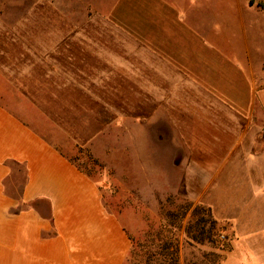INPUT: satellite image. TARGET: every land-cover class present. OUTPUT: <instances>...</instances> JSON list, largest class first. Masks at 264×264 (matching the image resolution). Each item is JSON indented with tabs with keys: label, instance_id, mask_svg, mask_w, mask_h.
<instances>
[{
	"label": "crops",
	"instance_id": "0c3cea01",
	"mask_svg": "<svg viewBox=\"0 0 264 264\" xmlns=\"http://www.w3.org/2000/svg\"><path fill=\"white\" fill-rule=\"evenodd\" d=\"M102 1L88 25L32 11L29 65L69 84L73 113L103 116L93 125H170L176 136L157 140L174 148L185 193L231 221L264 264V0ZM5 79L0 264H125L131 239L99 186L7 106ZM15 164L27 169L18 196L7 191Z\"/></svg>",
	"mask_w": 264,
	"mask_h": 264
},
{
	"label": "rangeland",
	"instance_id": "374dc122",
	"mask_svg": "<svg viewBox=\"0 0 264 264\" xmlns=\"http://www.w3.org/2000/svg\"><path fill=\"white\" fill-rule=\"evenodd\" d=\"M95 2L98 6L108 3L0 0V73L6 77L5 103L97 183L105 209L121 221L131 239V249L160 230L163 242L172 239L176 244L166 250L167 263L173 257L176 264H225L230 257V264H261L252 244L237 240L231 221H219L211 206L197 202V195L185 193L174 148L157 140L159 135L174 137L170 125H160L161 129L145 125H93L103 116L87 113L83 107L81 113H73L77 102L62 97L63 90L74 91H68L69 84L52 82L45 67L29 65L30 54L23 47L29 42L32 11H64L69 14L70 26L88 25ZM23 184L24 173L17 171L7 183L8 193L18 196ZM235 196L236 206L239 195ZM207 200L219 209L225 208L222 195L208 193ZM199 207L210 208L218 222L212 237L209 226L202 234L198 230V220L204 212L198 211L194 216L193 211ZM173 252L176 255H169Z\"/></svg>",
	"mask_w": 264,
	"mask_h": 264
},
{
	"label": "trees",
	"instance_id": "16d2710c",
	"mask_svg": "<svg viewBox=\"0 0 264 264\" xmlns=\"http://www.w3.org/2000/svg\"><path fill=\"white\" fill-rule=\"evenodd\" d=\"M15 165L17 167H20L18 170L19 173H22L23 171L24 182H25L27 178V169L24 166H21L19 164H15ZM190 209H191L190 206L186 208V213L189 212ZM198 211L204 212L203 214L204 217L198 220L197 225L199 226L198 227L199 232L202 234L204 232L205 227L209 226V229H208L209 234H210L209 236L212 237V235L217 229L218 222L214 219L210 208L205 209L204 207H199L193 211V215L194 216L198 215L199 214ZM169 226H171V224ZM161 234H162L161 231L158 230V232H156L155 234L150 235V237L147 239V241L144 244L142 245L135 244V246H133V248L131 249L127 257V261L125 262V264H130V263H133V264H176L175 262H173L175 261L173 257H172L171 263H167V261L164 260V258L166 259V256H165L166 250H170V248L176 247V244L175 242L172 241V239L168 241V243L163 242L162 237L160 236ZM169 255L174 256L176 255V252L170 253ZM138 257H140L139 263H137Z\"/></svg>",
	"mask_w": 264,
	"mask_h": 264
}]
</instances>
